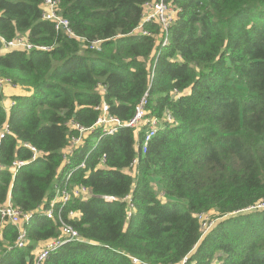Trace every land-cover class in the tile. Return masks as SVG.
Wrapping results in <instances>:
<instances>
[{"label":"trees","instance_id":"obj_1","mask_svg":"<svg viewBox=\"0 0 264 264\" xmlns=\"http://www.w3.org/2000/svg\"><path fill=\"white\" fill-rule=\"evenodd\" d=\"M43 1L0 0V51L18 35L51 47L0 53V80L24 91L7 110L0 85V207L47 208L70 171L89 194L53 219L34 213L23 249L8 250L18 229L0 218V264H32L59 219L79 239L42 264H264V209H250L264 205V0H174L166 44L155 22L133 33L154 0H56L76 36L101 41L94 50L44 20ZM143 98L146 122L159 121L145 154V129L120 127L63 157L72 122L91 127L102 102L128 122ZM200 213H215L205 237Z\"/></svg>","mask_w":264,"mask_h":264},{"label":"built area","instance_id":"obj_2","mask_svg":"<svg viewBox=\"0 0 264 264\" xmlns=\"http://www.w3.org/2000/svg\"><path fill=\"white\" fill-rule=\"evenodd\" d=\"M174 0H154L152 2H147L144 5L143 13L141 14V19L138 26L133 30V33H141L143 35H149L150 33L143 28V25L148 22H155L161 26V32L164 34L162 40L163 44L167 43V28L171 24L174 16L177 12V9L174 5ZM42 18L44 20L50 21L54 24V29L57 32L66 34L68 37L75 38L78 40L86 49H98L101 44V41H93L86 44L85 38L76 36L69 27V22L66 18L61 16L58 13V3L56 0H44L42 4ZM2 49L6 51H22L29 52L33 49L48 51L51 47L47 46H34L32 45L26 36L18 35L11 40L4 41L2 40ZM154 76V70L150 73V79ZM0 85L4 87L5 85H10V81L7 79H1ZM13 104V103H12ZM146 104L145 98L140 100L139 105L135 109V114L133 118L128 122H122L119 118L111 116L108 113V106L105 102H102L99 106L95 108L99 112V117L96 122L89 128H84L78 125L77 123L72 122L71 127L74 130H77L78 136L72 137L70 142V147L65 150L63 157L65 158L68 153L72 150V147L81 143L82 138L89 132L98 131L99 136L96 140L98 142L102 136L113 135L118 128L128 127L133 128L135 133L138 134L140 130L145 129L139 147L140 154H145L149 143L152 138L156 135L159 128V121L157 119H151L148 123L144 119V105ZM167 119L170 121L169 115ZM6 127L0 128V138L3 137V132L6 131ZM33 151L32 160H35L39 157L40 152L33 147H30ZM104 158L102 159V161ZM136 163V159L133 160L132 164ZM131 164V165H132ZM25 165L24 162H16L11 168L13 171H16L17 168ZM84 161H82L77 168H83ZM72 174V171L67 173L64 176L63 182L59 185L62 187L56 188V192L50 202H48V207L45 208L44 204L40 206L36 211L33 212H22L18 208L14 207L13 204L8 200L4 205L0 207V218L3 224H10L15 226L18 229V237L14 245L8 250L11 249H23L27 245V238L25 234L24 226L32 218L34 213H37L40 216H44L47 219H53L54 214L57 210L59 214L62 207L70 200L71 194L75 196H81L85 198L89 191L86 187L83 186H69V179ZM108 201H113L112 198L105 197ZM250 209H264V205L260 204ZM69 216H76V213L70 212ZM197 219L202 226L207 225L206 230H210L213 226V221L210 219L209 213H200L197 215ZM215 221V220H214ZM59 231L60 236L50 242L46 243L43 246H38L35 248L33 255L35 256L32 264H42V262L47 258V256L57 250L59 247L63 246L66 243H71L79 239L78 232L67 222L59 219ZM0 242H2V235L0 234ZM134 263L137 261L133 259ZM178 264H187V257Z\"/></svg>","mask_w":264,"mask_h":264},{"label":"crops","instance_id":"obj_3","mask_svg":"<svg viewBox=\"0 0 264 264\" xmlns=\"http://www.w3.org/2000/svg\"><path fill=\"white\" fill-rule=\"evenodd\" d=\"M7 52L6 50H1L0 53ZM2 93L4 94V107L8 110L12 103L11 98L14 96L24 95V91L19 87H13L11 85H5L2 87Z\"/></svg>","mask_w":264,"mask_h":264},{"label":"rangeland","instance_id":"obj_4","mask_svg":"<svg viewBox=\"0 0 264 264\" xmlns=\"http://www.w3.org/2000/svg\"><path fill=\"white\" fill-rule=\"evenodd\" d=\"M160 197H162V196H160ZM161 200H163V199H161ZM212 217L215 218V213H211V214H210V219H212ZM214 224H215V223H214ZM214 224H213L212 226H214ZM206 228H207V225L202 226V232H203V236H204V237H205V236L207 235V233L209 232V230H206Z\"/></svg>","mask_w":264,"mask_h":264},{"label":"clouds","instance_id":"obj_5","mask_svg":"<svg viewBox=\"0 0 264 264\" xmlns=\"http://www.w3.org/2000/svg\"><path fill=\"white\" fill-rule=\"evenodd\" d=\"M12 104V103H11ZM38 247V246H37Z\"/></svg>","mask_w":264,"mask_h":264}]
</instances>
